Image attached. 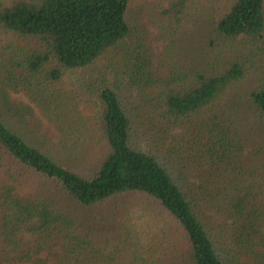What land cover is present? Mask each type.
<instances>
[{
    "label": "trees",
    "instance_id": "trees-1",
    "mask_svg": "<svg viewBox=\"0 0 264 264\" xmlns=\"http://www.w3.org/2000/svg\"><path fill=\"white\" fill-rule=\"evenodd\" d=\"M196 1L0 0V264H264V0Z\"/></svg>",
    "mask_w": 264,
    "mask_h": 264
},
{
    "label": "rangeland",
    "instance_id": "rangeland-1",
    "mask_svg": "<svg viewBox=\"0 0 264 264\" xmlns=\"http://www.w3.org/2000/svg\"><path fill=\"white\" fill-rule=\"evenodd\" d=\"M134 6H133V15L136 21H139V23H144L143 27L145 30H147V34L145 37L149 40L150 38H155L159 31V24L157 18H160V14L163 12V10L169 6V2L171 0H133ZM225 0H219V4H223ZM196 2H199L198 6L199 9L202 8V6L208 2L207 8L210 10L211 5L213 3L212 0H198ZM197 9V8H196ZM193 11L192 18H187L188 22L193 23V19L196 18L195 15H197V12ZM203 9V8H202ZM199 17H197V20ZM196 27L190 26L188 23H186V29L184 30V33L179 36L180 43L182 42L183 50L180 49L181 54H185V52L190 47V42H194L196 39V42L198 40V47L197 50H200L201 46V40H202V32H200V28L202 26L201 22L194 23ZM199 26V27H198ZM179 40V39H178ZM179 43V45H180ZM151 49V61H153L154 67H159L161 63V57L160 55L164 53L167 44L166 43H155L152 42L148 46ZM178 54V52H177ZM179 55V54H178ZM169 68L164 69V71H168ZM9 96L11 98V101L15 105L16 108L20 107L24 110V108L28 107L31 109V113L29 115L24 114H18L23 116L24 121H22L21 126L22 129L25 131H28L33 137L37 138L39 144H43L42 148L45 150L51 149L52 145L55 146L56 143L59 142V133L57 131L56 125L51 122L46 116L43 115V112L41 109L35 105L34 103L30 102L28 97L24 95L23 93H16V92H9ZM15 112L11 113V116L15 119L16 116ZM20 119V118H19ZM55 150H57L55 148Z\"/></svg>",
    "mask_w": 264,
    "mask_h": 264
}]
</instances>
